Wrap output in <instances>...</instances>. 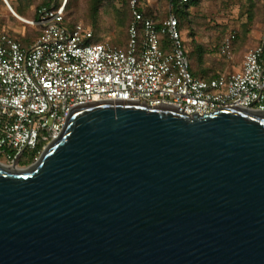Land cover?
I'll list each match as a JSON object with an SVG mask.
<instances>
[{
  "label": "water",
  "instance_id": "water-1",
  "mask_svg": "<svg viewBox=\"0 0 264 264\" xmlns=\"http://www.w3.org/2000/svg\"><path fill=\"white\" fill-rule=\"evenodd\" d=\"M178 108L80 104L0 162V264H264V111Z\"/></svg>",
  "mask_w": 264,
  "mask_h": 264
},
{
  "label": "built area",
  "instance_id": "built-area-1",
  "mask_svg": "<svg viewBox=\"0 0 264 264\" xmlns=\"http://www.w3.org/2000/svg\"><path fill=\"white\" fill-rule=\"evenodd\" d=\"M127 1L133 19L124 49L88 42L94 33L83 22L69 28L67 0L41 7L37 20L22 19L41 29L31 47L0 31L1 163L14 166L25 150L42 153L60 135L68 112L88 102L169 104L190 116L237 105L264 111V22L261 42L245 53L240 69L206 80L190 70L173 9L190 0H169L160 27L146 16L142 0ZM235 39L232 33L222 41L220 51L228 58Z\"/></svg>",
  "mask_w": 264,
  "mask_h": 264
},
{
  "label": "rangeland",
  "instance_id": "rangeland-1",
  "mask_svg": "<svg viewBox=\"0 0 264 264\" xmlns=\"http://www.w3.org/2000/svg\"><path fill=\"white\" fill-rule=\"evenodd\" d=\"M5 1V0H3ZM89 1L81 0L80 5L73 15V21L86 22L89 12ZM262 0H201L200 4L191 8V22L186 23L182 27L183 37L186 43L189 54L192 49L195 48V44L203 45L209 51L216 49L217 45L221 43L223 38L230 32H241L239 43L243 45L241 48L236 49L231 58L215 57L211 52L204 54V67L212 69L214 72L233 71L241 64L245 53L254 48L261 39L262 32V19L260 14L262 13ZM9 2V0H8ZM254 2L256 8V20L252 25V29L247 32L245 27L247 21V11L250 9V4ZM5 3V2H4ZM0 2V28L7 23L9 17H12L14 21L12 27L19 31L17 23H21L8 9L7 5ZM13 4H17V0L11 1ZM10 4V2H9ZM11 5V4H10ZM120 4L114 2V7H121ZM12 7V5H11ZM14 12L21 18L15 9ZM109 12H101L100 17V35L103 40H111L115 37L122 28H119L115 23L113 14ZM262 17V16H261ZM22 24V23H21ZM32 31L34 28L29 27L26 35L30 34L34 37ZM247 50V51H246ZM41 152L38 154L35 160L26 165H20V162L15 164L19 168H25L34 164L39 158Z\"/></svg>",
  "mask_w": 264,
  "mask_h": 264
},
{
  "label": "trees",
  "instance_id": "trees-1",
  "mask_svg": "<svg viewBox=\"0 0 264 264\" xmlns=\"http://www.w3.org/2000/svg\"><path fill=\"white\" fill-rule=\"evenodd\" d=\"M12 0H9L12 7L15 9V11L22 17L26 19H38V10L43 6H52L58 7L63 0H17V4L11 3ZM81 0H67L66 10H65V24L72 28L76 23L80 21H73V15L78 9L80 5ZM114 2H117V4H120L121 7H114ZM201 0H190L187 3L183 5H173V9L177 13L178 19H179V28L182 30V27L186 25V23L191 22V8L196 7L200 4ZM262 2V1H261ZM256 4L252 2L250 4V9L247 11V21L245 24V27L247 29V32H249L252 29V25L256 20ZM262 9V13L260 14V18L262 19V22H264V3L262 2V6L260 10ZM113 14L115 18V23L118 25L119 28H122V30L119 31V33L113 37L111 40H103L100 35V17L101 12H109ZM259 11V9H258ZM147 17H152L155 19L157 26L160 27L161 20L158 21L157 16L150 10L146 11ZM262 16V17H261ZM133 16L130 11L128 1L127 0H90L89 1V12L88 17L85 22H83L86 26L90 27L93 30V37L88 40V42L92 43H98V42H107L112 45H116L122 49L127 45V42L129 40L128 36V28L132 22ZM236 33V39L233 42V52L236 51V49L241 48L243 45L239 43L240 40V34L241 32L236 31H230L226 36ZM33 34H41L40 30L32 31ZM225 38V37H224ZM223 38V40H224ZM21 39V40H20ZM18 39L21 41L22 45L24 47H29L32 43V35H24ZM222 40V41H223ZM221 41V43H222ZM221 43L217 45L216 49L212 52L209 51L206 47L203 45L195 44V48L192 49L191 53L189 54L186 43L185 45V51L187 55L189 56L190 60V70L192 74L198 78L201 79H212L215 77H218L219 75L225 73V72H214L212 73V69L204 67V54L211 52L214 54L215 57L220 56L221 58H228L224 54L221 53L220 47ZM164 48L168 50V46L164 45ZM39 149L35 150H25L19 160L20 165H26L32 162L36 159V157L39 154Z\"/></svg>",
  "mask_w": 264,
  "mask_h": 264
},
{
  "label": "crops",
  "instance_id": "crops-1",
  "mask_svg": "<svg viewBox=\"0 0 264 264\" xmlns=\"http://www.w3.org/2000/svg\"><path fill=\"white\" fill-rule=\"evenodd\" d=\"M13 1V0H12ZM0 2L2 3H4V1L3 0H0ZM142 2H143V6H144V9L147 11V10H150V11H152L156 16H157V18H158V21L159 20H161L160 22H161V24H162V21L166 18V16H167V11H166V9H167V7L170 5V1L169 0H142ZM5 4V3H4ZM9 6L11 7V5L9 4ZM12 8V7H11ZM159 10V12H155L154 10ZM11 12V11H10ZM12 13V12H11ZM146 13V12H145ZM13 14V13H12ZM14 15V14H13ZM17 15V14H16ZM16 15H14L18 20H20V22L22 23H17V25H18V27L17 28H19V31H16V30H18V29H16V28H13L12 27V23L13 22H11L12 20L14 21V19L12 18V17H9V20H7V23L2 27V29L0 28V31H5V32H8L9 34H11L15 39H20L21 37H23L24 35H26V32H27V29L29 28V27H31V28H34V29H38V30H40V32H41V29H40V27L39 26H37V25H29V24H27V23H25L24 21H22V19H19L18 17V15L16 16ZM26 19V18H25ZM157 24V23H156ZM160 24V25H161ZM182 33H183V31H182ZM235 33V32H234ZM39 35L40 34H34V37L32 36V43H31V45L29 46V47H31L33 44H34V42L36 41V39L39 37ZM226 37V36H225ZM21 40V39H20ZM106 41V40H105ZM104 41V42H105ZM21 42V41H20ZM261 41H259V43H260ZM105 43H107V42H105ZM258 43V44H259ZM222 44V43H221ZM257 44V45H258ZM116 46V45H115ZM126 47V46H125ZM124 47V48H125ZM26 48H28V47H26ZM120 48V47H119ZM123 47H122V49H124ZM247 51V50H246ZM234 53V52H233ZM233 56V55H232ZM243 61V60H242ZM241 64H242V62H241ZM241 64L240 65H238V68H236L235 70H233V71H226L225 73H223V74H229V73H232V72H234V71H237V70H239L240 69V67H241Z\"/></svg>",
  "mask_w": 264,
  "mask_h": 264
},
{
  "label": "bare ground",
  "instance_id": "bare-ground-1",
  "mask_svg": "<svg viewBox=\"0 0 264 264\" xmlns=\"http://www.w3.org/2000/svg\"><path fill=\"white\" fill-rule=\"evenodd\" d=\"M5 2V4L7 5V7H8V9L14 14V15H16V13L14 12V10L13 9H11L10 7H9V5L6 3V1H4ZM17 16V15H16ZM19 19H23V18H21V17H18Z\"/></svg>",
  "mask_w": 264,
  "mask_h": 264
}]
</instances>
